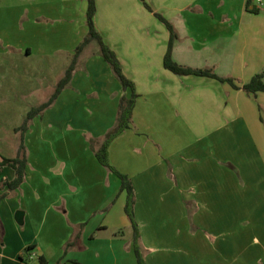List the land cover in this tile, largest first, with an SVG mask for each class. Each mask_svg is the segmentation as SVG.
<instances>
[{
  "label": "crops",
  "instance_id": "0c3cea01",
  "mask_svg": "<svg viewBox=\"0 0 264 264\" xmlns=\"http://www.w3.org/2000/svg\"><path fill=\"white\" fill-rule=\"evenodd\" d=\"M146 1L178 35L176 63L240 87L167 70L170 32L140 0H96L97 30L139 94L132 126L112 141L109 157L133 184L146 264H264V92L242 89L264 72V7L256 0L249 10L248 0ZM87 7V0H0V77L12 62L33 76L34 95L49 93L37 106L47 102L59 83L57 55L67 70L88 34ZM35 58L30 72L23 62ZM131 95L94 41L71 83L31 121L26 179L16 189L9 185L16 171L1 161L19 149L0 153V264H138L121 179L91 144L100 146L121 98ZM0 99V109L24 111L13 128L22 137L16 129L32 102L16 107L8 91ZM5 137L0 129V143Z\"/></svg>",
  "mask_w": 264,
  "mask_h": 264
},
{
  "label": "trees",
  "instance_id": "16d2710c",
  "mask_svg": "<svg viewBox=\"0 0 264 264\" xmlns=\"http://www.w3.org/2000/svg\"><path fill=\"white\" fill-rule=\"evenodd\" d=\"M140 1L143 3L144 7L148 11L152 12L154 16L160 22H162L170 32L168 50L164 57V67L167 70L179 76L195 75L200 77H211L221 82H227L235 89L240 88L235 83L234 79L219 77L212 70L195 69L191 67L182 66L176 63L172 58V49L175 41L178 39V35L175 32L172 23L162 14L155 12L146 0H140ZM87 2H88L87 14H86L87 26H88L87 36L76 48L71 64L66 70L64 77L59 81L55 93L51 96V98L47 102L32 108L24 118L22 125L16 129L17 131H21L22 133L21 144L17 156L15 158H3V160L1 161V165L3 166L8 165L16 171V178L11 183H9L12 189H16L23 184V182L26 179V170L28 166V156H27L24 137H25V133L30 127L31 121L36 117L42 116L43 113L56 102L62 91L65 90L67 86L71 83L74 73L76 72L77 69L79 58L81 54L84 52L85 48L89 46L92 42L94 41L97 42L100 49V55L110 65L114 75L120 81L123 88L125 90L126 89L132 90V95L130 98H127L125 96L121 98L119 115L116 125L113 129H111L107 133L100 146L98 148H95L94 147L95 141L93 140L91 141V144L93 149H95L94 150L95 156L98 159L99 163L102 166L108 168L110 171L116 173L121 179V191L126 192L127 195L125 212L133 227V242H134L135 253L137 256L138 264H146L145 256L142 252V243H141L139 227L135 218V192H134L133 184L127 175L121 173L120 171L115 169V167L112 166L109 157V147L112 141L116 137H118L121 133L130 129L132 126L133 111L136 106V100L139 97V94L136 92V87L134 82L130 80L128 77H126V75L124 74L122 63L120 62L117 54L110 48V46L105 42L103 36L97 30L95 24V17L97 13L96 0H87ZM251 2L252 0L247 1L248 10ZM251 11L254 13H258L259 9H253ZM242 89L249 95H256L259 92H264V72L255 75L247 84L243 85ZM40 259L43 263L46 262L43 257H41Z\"/></svg>",
  "mask_w": 264,
  "mask_h": 264
},
{
  "label": "rangeland",
  "instance_id": "374dc122",
  "mask_svg": "<svg viewBox=\"0 0 264 264\" xmlns=\"http://www.w3.org/2000/svg\"><path fill=\"white\" fill-rule=\"evenodd\" d=\"M263 7H264V0H263ZM87 53L90 54L92 53V51H88ZM56 59H57L56 73H57V78H58L57 80L59 82L60 80L59 78H61V76L65 73V70H66V67H64L66 60L64 61L63 55L61 54L57 55ZM38 63L39 61L37 58H35V60L30 59V60H26L25 62H23V64H25V66L29 69L30 72H33L36 69V67L38 66ZM40 65H41L40 68L42 70L47 71V69L45 68L47 63H41ZM8 66L10 67L9 75L3 72V77H0V85H2V88H3L2 90L3 95H1L0 98L5 97V93H7L8 91L11 104L15 105L16 107H21L22 105H24L27 108H29L31 104L28 102H32L33 106L36 107L37 104L40 103V101L46 98L48 92L42 93L40 95L39 94L34 95L33 90H35L36 84L35 85L33 84V79H32L33 76H27L25 73H23V71H20L21 73H18L17 70H13L12 62H9ZM26 76L28 77V79L24 78ZM17 89L19 90L15 92ZM21 94H23V97H24L23 100L20 99ZM32 95H34L35 97L33 98L34 99L33 101H30L29 98H32ZM0 103H1V99H0ZM4 105H5L4 103L0 104V106H4ZM3 108H5V106ZM61 108L62 107L60 106V108L58 109V111H61L60 113L64 111V109L62 110ZM23 112L24 111H22V109H9V110L0 109V129L3 135L6 136L5 141H2V143H0V153L3 156L12 157L17 154V150L19 149V145L21 144L22 137L20 134H17L13 128L16 127L17 124L21 122V119L23 120V116L21 115ZM60 113H57V116H59ZM61 118L62 120L59 122V127L61 126V128L64 129L63 120L65 119V116L64 117L61 116ZM34 145L35 144H32L31 148ZM26 147H27L26 149H28V145Z\"/></svg>",
  "mask_w": 264,
  "mask_h": 264
},
{
  "label": "water",
  "instance_id": "95a60500",
  "mask_svg": "<svg viewBox=\"0 0 264 264\" xmlns=\"http://www.w3.org/2000/svg\"><path fill=\"white\" fill-rule=\"evenodd\" d=\"M23 211H18L17 215H16V220L19 224H22L23 223Z\"/></svg>",
  "mask_w": 264,
  "mask_h": 264
},
{
  "label": "built area",
  "instance_id": "2783aa9c",
  "mask_svg": "<svg viewBox=\"0 0 264 264\" xmlns=\"http://www.w3.org/2000/svg\"><path fill=\"white\" fill-rule=\"evenodd\" d=\"M256 1H257V3H259L260 6L263 5L262 0H256Z\"/></svg>",
  "mask_w": 264,
  "mask_h": 264
}]
</instances>
